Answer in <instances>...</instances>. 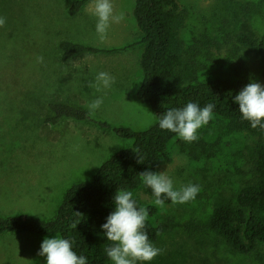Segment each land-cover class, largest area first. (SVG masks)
I'll use <instances>...</instances> for the list:
<instances>
[{
    "label": "rangeland",
    "instance_id": "374dc122",
    "mask_svg": "<svg viewBox=\"0 0 264 264\" xmlns=\"http://www.w3.org/2000/svg\"><path fill=\"white\" fill-rule=\"evenodd\" d=\"M77 0H0V216L28 214L53 217L64 192L74 183L90 180L114 152L130 145L111 131L90 123L62 121L41 134L48 104L59 101L84 108L103 97L90 115L93 123L143 131L154 123L150 108L137 101L141 81V46L132 9L133 0H112L124 20L112 23L107 39L96 33L97 18L88 0L75 16L69 7ZM184 14L179 37L198 65L201 82L251 80L264 86L257 57L248 51L233 54L231 39L249 30L264 34V0H174ZM67 41L111 53L83 54L60 60L59 43ZM37 57H43L37 63ZM115 78L110 88L89 87L98 73ZM198 140L179 137L167 146L168 160L154 173L165 171L179 188L200 186L196 198L184 204L159 207L141 190L133 193L142 207H154L153 226L169 223V231L153 245L162 250L149 264H256L230 252L209 232H191L205 223L213 208L231 200L252 180L249 159L254 138L230 131L214 117L199 129ZM26 233L0 236V264H46L38 255L45 238ZM264 251V244L260 245ZM112 264V262L110 263Z\"/></svg>",
    "mask_w": 264,
    "mask_h": 264
},
{
    "label": "trees",
    "instance_id": "16d2710c",
    "mask_svg": "<svg viewBox=\"0 0 264 264\" xmlns=\"http://www.w3.org/2000/svg\"><path fill=\"white\" fill-rule=\"evenodd\" d=\"M88 0L71 3L69 15H77ZM132 16L141 34L139 58L141 81L136 89L137 101L150 108L154 123L143 131L128 127H110L93 123L88 112L78 106L53 101L48 104L41 134L48 136L51 127L62 121L90 123L111 131L118 139L130 145L111 154L92 174L90 180L71 185L63 194L53 217L36 219L28 214L0 216V236L26 233L35 237L58 236L72 242L73 251L87 259V264H110L105 249L110 246L101 226L115 210L113 197L117 191L141 190L153 200L139 174L154 172L162 161L168 160L167 146L176 134L159 128L158 118L169 109L183 108L187 103L200 107L214 104L213 116L227 123L230 131L254 138L250 146L252 180L240 187L231 200L218 203L201 226H192L191 232H209L230 252L250 257L256 264H264V129L252 128L242 119L235 96L251 81L201 82L197 79L198 65L179 37L184 25V14L174 0H133ZM203 1V0H202ZM233 54L253 53L264 80V34L257 37L249 30L232 38ZM60 60L70 62L83 54H101V50L67 41L59 43ZM253 82V81H252ZM139 160V162H138ZM137 208L142 207L133 197ZM170 200H165L169 204ZM148 216L156 212L147 207ZM79 213V214H77ZM155 243L169 231V223L153 226L147 219L144 229Z\"/></svg>",
    "mask_w": 264,
    "mask_h": 264
},
{
    "label": "clouds",
    "instance_id": "9594fccd",
    "mask_svg": "<svg viewBox=\"0 0 264 264\" xmlns=\"http://www.w3.org/2000/svg\"><path fill=\"white\" fill-rule=\"evenodd\" d=\"M89 11L97 18L96 33L101 42L107 39L108 29L112 23L124 20L123 13H115L112 0H91ZM6 18L0 17V27H4ZM43 57H37V63H42ZM115 78L107 72H100L95 83L89 87L96 91L110 88ZM103 97L90 102L89 115L93 114L101 104ZM239 106L242 119L250 122L252 128L264 129V86L250 81L234 98ZM214 104L200 107L189 102L183 108H172L158 118L159 128L176 134L181 140L192 143L198 140V131L213 118ZM139 162V160H138ZM143 184L150 188L154 204L164 207L165 200L172 204H184L194 200L201 191L196 184L174 186V181L165 171L154 173L144 171L139 174ZM113 203L115 210L108 215L106 223L101 226L110 246L105 249L112 264H149L162 250L155 247L149 240L145 225L148 211L144 207L137 208L133 193L129 190L117 189ZM79 214V213H77ZM39 256L46 257V264H87L84 256L73 251L72 242L58 236L45 238L40 245Z\"/></svg>",
    "mask_w": 264,
    "mask_h": 264
}]
</instances>
